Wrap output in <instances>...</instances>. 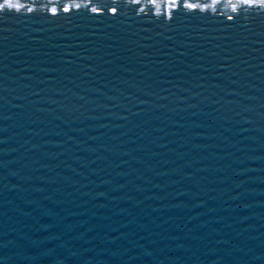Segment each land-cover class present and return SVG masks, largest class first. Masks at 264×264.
<instances>
[{
    "label": "water",
    "instance_id": "obj_1",
    "mask_svg": "<svg viewBox=\"0 0 264 264\" xmlns=\"http://www.w3.org/2000/svg\"><path fill=\"white\" fill-rule=\"evenodd\" d=\"M0 0V264H264V0Z\"/></svg>",
    "mask_w": 264,
    "mask_h": 264
},
{
    "label": "snow or ice",
    "instance_id": "obj_2",
    "mask_svg": "<svg viewBox=\"0 0 264 264\" xmlns=\"http://www.w3.org/2000/svg\"><path fill=\"white\" fill-rule=\"evenodd\" d=\"M8 6H9V7H16L15 5H12V4L10 3V0H8ZM0 7H3V5H0Z\"/></svg>",
    "mask_w": 264,
    "mask_h": 264
}]
</instances>
